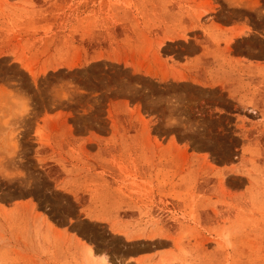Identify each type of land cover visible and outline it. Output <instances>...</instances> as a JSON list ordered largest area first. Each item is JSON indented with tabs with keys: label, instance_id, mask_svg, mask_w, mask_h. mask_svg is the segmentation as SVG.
<instances>
[{
	"label": "rangeland",
	"instance_id": "obj_1",
	"mask_svg": "<svg viewBox=\"0 0 264 264\" xmlns=\"http://www.w3.org/2000/svg\"><path fill=\"white\" fill-rule=\"evenodd\" d=\"M0 264H264V0H0Z\"/></svg>",
	"mask_w": 264,
	"mask_h": 264
},
{
	"label": "crops",
	"instance_id": "obj_2",
	"mask_svg": "<svg viewBox=\"0 0 264 264\" xmlns=\"http://www.w3.org/2000/svg\"><path fill=\"white\" fill-rule=\"evenodd\" d=\"M227 35L233 38H239L245 33V29L242 26H235L228 29ZM246 34V33H245Z\"/></svg>",
	"mask_w": 264,
	"mask_h": 264
}]
</instances>
